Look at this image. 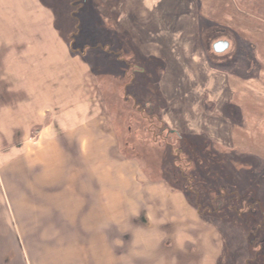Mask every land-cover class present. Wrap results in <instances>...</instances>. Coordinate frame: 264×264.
Masks as SVG:
<instances>
[{
  "label": "rangeland",
  "instance_id": "obj_1",
  "mask_svg": "<svg viewBox=\"0 0 264 264\" xmlns=\"http://www.w3.org/2000/svg\"><path fill=\"white\" fill-rule=\"evenodd\" d=\"M90 1L41 0L40 2H43L44 5L49 2L57 10L60 7L68 8L70 4L72 6L76 4V6L70 7V11L79 7L75 16H83L88 14V3ZM94 1L97 2L98 7L103 10L104 15L109 19V24L115 25L119 30H125L124 32L110 31V41L113 42L110 49L116 51L114 55L116 57L120 56L122 52L124 55H130L132 57L130 64L134 66L133 69L142 72L138 75L130 71L129 64L127 65L126 61H116L114 56L110 57V54H108L109 49L104 52L105 55L102 57L104 59L110 57V59L108 62L102 63L96 60L94 62V51L92 49L87 50V57L83 60L89 62L91 78L94 83L97 82L96 89L92 90L93 86L90 83V78L87 77V101L91 99L92 117L101 124L104 132H114L119 137L120 147L118 146V150L126 152L125 159L138 160L142 174L143 171L145 173V178L156 180L157 177L164 176L161 157L163 149L148 146L152 140V136L148 133L144 137V140L147 139L148 141H142L140 144L136 143L135 136L139 134L138 131H142L140 127L142 124L135 122L138 121L139 116H136L133 112V116H131L130 110L132 111V109L129 108L128 104L123 103L122 89L126 85L125 83L129 81L132 85L131 88H135L138 78L142 77L145 80L140 82V86L137 84V87L142 89L144 87L142 83H145L150 85L151 88H155L154 84L166 68L167 63L156 55L161 48H155V44L144 47L141 43L139 36L144 34L145 30H150V33L152 32L156 38L169 33L173 37H177L178 34L179 39L182 33L180 31H177V33L174 27L170 31L165 28L161 31L160 28L152 25L151 22L155 16L150 10H145V16H140L142 6L137 5L138 0ZM183 1L180 0L183 10H185L188 6H186V1ZM191 1L194 2L193 10L195 7H199L200 3L205 2L206 5V2H208L206 6H209L210 13L204 12L205 20L199 17V26L195 34L196 43L200 54L209 57V67L213 70L221 69V72L225 74L221 81H215V85L217 87L218 84L220 87L223 85L225 92L233 95L236 102L234 106L232 105L233 109H230V112L225 110V113L220 114L219 118L222 122L221 127L218 129L212 125L209 126L202 119L195 121V124H207L209 126L207 129L219 133L220 138L227 145V148H225L209 141L207 147L203 146V148L208 154L214 153L218 163L219 161L222 162L219 165L220 170L216 167L213 169L217 176H220L228 184H235L239 196L240 192H251V196L255 195L256 199L264 204V0ZM183 10L174 11V15H170V17L180 24L183 23L186 18L183 16L184 13H181ZM197 11H199V8ZM51 15L53 16L52 13ZM58 16L56 15V18ZM47 20L48 18L44 13L32 10L28 25L33 28L31 32H34L36 37L38 34L41 36L40 41L43 40V42L51 45L52 39L46 26ZM88 29L89 32H92L90 28ZM71 32H73L72 28L63 29V33L67 35L65 40L68 43L71 41L68 38V33ZM182 39L183 37L180 40ZM219 39L231 42V47L224 54H215L212 50V44ZM89 42H92V40ZM69 45L72 54H74V51H72L73 41ZM187 49L189 50V48ZM184 51L185 48L179 46L178 52L184 53ZM138 52L140 57L146 59L154 57L155 59H153L156 61L153 63H137L135 57ZM22 54L25 55L26 53L22 52ZM53 54L58 57L54 63H57V68L64 75L65 89L61 91L58 97L46 91L41 97L43 98L42 104L53 102L58 105L63 100L70 98L73 100L78 97L79 82L75 87L70 86L71 80L69 77L75 72L74 63L67 58L62 60V55L59 52ZM38 55L42 57V50L38 52ZM230 57L231 59H229ZM51 59L52 57H50ZM235 60L237 64H234L235 70H233V61ZM52 63L53 61L50 62V64ZM22 68L20 67L19 72L25 73ZM154 71L155 74L150 76L149 72L153 73ZM45 72L47 76L51 74L50 69L45 70ZM129 74L133 77V80L131 77H127ZM225 78L232 79L230 85L225 83ZM236 79H242V84H240L241 98L237 82L234 81ZM51 80H44L43 84H48L52 82ZM23 83L28 86L26 80L19 81V84ZM249 83L250 85H247ZM24 85L22 87H25ZM237 94L239 96L236 98ZM195 97L204 100L201 93ZM1 99L10 100L9 102L16 104L14 105L16 109L20 108V103H16L17 96H0ZM238 102L241 103L242 107L237 104ZM35 107L38 106L35 105L33 109ZM12 120H18L17 116L15 115ZM200 130H202V126ZM125 143L129 145H125ZM19 144L21 142L7 143L0 140V264H111L113 261H110L109 257L113 259V256L108 251L110 245L114 247V252L117 255H121L119 254L121 250L118 251L113 243L115 233L119 231L118 222H114L113 225L106 228V223L102 219L106 217V214L100 206L91 211L90 207H85L81 203H54L56 201L46 203L45 198L39 194L33 195L30 186L27 187V182L36 177V169L31 168L29 173L19 172L16 167L12 169L11 158L2 155V152L15 148ZM160 150L161 153L159 154ZM113 153L118 157L115 152ZM26 177L27 180L24 181ZM143 180L144 177L139 175L137 178L138 185H142ZM139 205L146 212L141 216L147 224L145 225L142 219L141 223L138 219L132 221L131 226H127V233H131V237L133 235L137 236L138 232H145L144 235L157 233L155 225H158L159 222L155 216L156 211L157 214L159 212L155 204H150L151 209L145 207L147 205L144 203H139ZM160 205L165 213L167 209H165L164 204L160 203ZM173 210L176 212L174 208ZM206 218L213 223H217L213 221L212 215L208 212ZM170 219L175 220V217ZM216 226L226 234L225 244H223L225 251L222 252L218 264H239L237 255L242 247L238 244V241L236 243L232 242L234 240L229 237L242 239V231L236 226L231 228L232 225H226L225 229L219 223ZM104 230H107V237H111V239L107 238L104 241L100 238V233ZM181 232V229L177 231L176 237L179 239H181ZM111 234L113 235L111 236ZM126 234L123 236H126ZM106 248L107 255L104 252ZM122 254L127 255L126 252ZM224 254L225 256H223ZM128 255L133 264H137L138 257H133L131 253H128Z\"/></svg>",
  "mask_w": 264,
  "mask_h": 264
},
{
  "label": "crops",
  "instance_id": "obj_2",
  "mask_svg": "<svg viewBox=\"0 0 264 264\" xmlns=\"http://www.w3.org/2000/svg\"><path fill=\"white\" fill-rule=\"evenodd\" d=\"M143 1L145 5L141 8L140 16L145 14V10H149L147 7L152 6L150 9L155 16L152 25L161 31L164 28L170 31L174 27L176 32L182 33L179 39L178 34L173 37L169 33L156 38L147 29L139 36L144 47L151 44H155V48L160 47L161 50L156 55L167 63L159 82L160 91L169 106L165 112L166 119L175 128L204 136L212 143L227 148L219 133L207 129L210 125L217 129L221 127L220 114L225 113V110L230 112L232 105L236 103L234 96L227 94L223 85H215V81H221L225 74L221 69L213 70L209 67V57L200 54L196 43L199 17L205 20L204 14L210 13L209 6H206L208 2L206 5L205 2L200 3L194 11V2L191 0H184L188 6H185V10L180 0ZM32 10L47 16L46 26L52 39L51 45L40 41L39 34L36 37L31 32L33 28L28 25V19ZM178 10H183L181 13L186 17L181 24L170 17ZM51 16L50 10L40 0H0V96H17L16 103H20V108L16 109V104H12L10 100H0V140L7 143L21 142L17 147L2 152V155L11 158L12 169L16 167L19 172L29 173L31 168L36 169V177L27 182V187L30 186L33 195L39 194L45 198L46 203H81L90 207L91 211L100 206L106 214L102 218L106 228L118 222L119 231L113 236V243L118 251L121 250L120 253L117 251L121 255H117L110 245L108 251L113 256V259L109 257L113 261L111 264H133L128 253L138 257L137 264H145V259L154 257L153 253L158 250L164 235L158 232L147 235H144L145 232H138L137 236L131 237V233H127V226H131L133 219L139 215V203H143L147 191L155 195L157 189L148 187L146 190L138 185L139 173L135 162L114 155L113 139L103 131L101 124L91 114V99L87 101L86 68L71 54L56 31ZM181 37L184 40H180ZM222 41H227L229 48L231 47L230 41ZM179 46L185 48L184 53L178 52ZM40 50L42 57L38 55ZM22 52L26 54L23 55ZM58 52L61 53L62 60L67 58L75 65V72L69 79L71 87L79 82L78 97L63 100L58 105L53 102L42 104L41 96L45 91L58 97L65 89L64 75L57 68V63H54L58 57L53 53ZM234 64H237L236 60L233 61V66ZM20 67H23L25 73L19 72ZM234 68L235 66L232 69L235 70ZM48 69L51 74L47 76L45 70ZM49 79L52 82L43 84L44 80ZM24 80L28 86L26 83L19 84V81ZM231 81V78H225L228 85ZM234 81L237 82L241 98L242 79ZM199 93L204 100L195 97ZM238 96L237 94L235 97ZM20 98L24 100L21 101ZM237 104L241 106L240 102ZM35 105L38 107L33 109ZM15 115L18 120L13 121ZM199 119L206 121L209 126L195 124ZM26 180L27 177L24 178ZM172 206L176 210V216L182 218L180 203H172ZM106 232L104 230L100 233V238L104 241L111 239ZM184 233L181 232L179 240L186 238ZM108 251L107 248L104 249L106 255ZM123 252L127 255L122 254ZM212 263L213 259L206 249L203 264ZM155 264H162V261L158 259Z\"/></svg>",
  "mask_w": 264,
  "mask_h": 264
},
{
  "label": "flooded vegetation",
  "instance_id": "obj_3",
  "mask_svg": "<svg viewBox=\"0 0 264 264\" xmlns=\"http://www.w3.org/2000/svg\"><path fill=\"white\" fill-rule=\"evenodd\" d=\"M47 3L46 5L43 3V6L53 14L54 27L68 48L70 47L69 43L73 41L72 51H74V54H71L77 57L85 66L87 76L93 86L92 90L96 89L97 82L94 83L91 78L89 62L83 60L87 57V50L92 49L94 51V62L95 60L100 63L108 62L110 57L114 56L116 61H126L127 65L129 64L130 71L138 75L142 72L133 69L134 66L130 64L132 58L130 55H124L122 52L120 56L116 57L114 55L116 51L110 49L113 44L110 41V31L124 32L125 30H119L115 25L109 24V19L104 15L103 10L98 7L97 2L91 0L88 3V14L83 16H75L79 7L70 11V7H74L76 4L73 6L70 4L68 8L60 7L57 10L49 2ZM137 5L143 7L145 2L138 0ZM149 10L152 11L150 8ZM56 15L60 16L59 20V16L56 18ZM64 28L73 29V32L68 33V38L71 39L69 43L65 40L67 35L63 33ZM88 28L92 32H89ZM91 40L92 42H89ZM211 47L218 54L226 52V49H223L224 43L220 39L214 42ZM108 49L110 50L108 53L110 57L104 59L102 56L105 55L104 52H107ZM135 58L137 63H153L156 61L154 57H148L147 59L140 57L139 52ZM149 74L151 76L155 74V71L153 73L149 72ZM127 77H131V75L129 74ZM160 78L154 84L155 88L152 87L153 89L145 83H142L144 85L142 89L137 87V84L140 86V82L145 80L143 77L138 78L135 88H131L132 85L129 81L125 83L126 85L122 89L123 103L128 104L129 108L132 109V111L130 110L131 116L133 114L139 116L138 121L135 122L142 124L140 126L142 131H138L139 134L135 136L136 143L140 144L142 141H148L147 139L144 140L146 133H148L152 136L148 146L163 149L161 157L164 176L157 177L156 180H147L144 171L143 175L140 170L138 160L129 159L135 162L139 175L144 177L143 184L139 185L146 190L148 187L157 189L155 195L149 194L147 191L143 203L147 206L155 204L159 212L157 214L156 211L155 217H157L159 224L155 225V229L158 233L164 235L158 250L153 253L154 258H147L144 263L153 264L154 262L155 264L160 259L162 264H203L207 249L213 259L212 264H218L222 252L225 251L223 244H225L226 239V234L216 226L219 223L224 229L226 225H232L231 228L236 226L243 233L241 235L242 239L229 237L234 240L232 242L236 243L238 241V244L242 247L237 255L239 264H264V204L256 199L255 195L251 196V192H240L239 196L235 184H228L220 176H217L213 169L216 167L220 170L219 165L222 162L219 161L218 163L214 153L208 154L203 148V146L207 147V144L210 143L207 138L186 133L182 129L170 125L165 115L169 106L160 91ZM131 79L133 80V77ZM113 133L106 131V134L114 141L113 151L119 158L125 159L126 152L118 150L120 139ZM125 145L129 144L125 143ZM159 203H164V207L167 209L165 213ZM172 203H180L182 218L176 216ZM141 208L142 206H140L139 215L133 221L138 219L141 223V215L146 213ZM207 212L212 215L213 221L217 223H213L206 218ZM171 217H175V220L170 219ZM142 222L147 224L145 219H142ZM180 229L185 232L186 238L184 240H179L176 237L177 231Z\"/></svg>",
  "mask_w": 264,
  "mask_h": 264
},
{
  "label": "water",
  "instance_id": "obj_4",
  "mask_svg": "<svg viewBox=\"0 0 264 264\" xmlns=\"http://www.w3.org/2000/svg\"><path fill=\"white\" fill-rule=\"evenodd\" d=\"M228 47V43H224V48L223 49H226Z\"/></svg>",
  "mask_w": 264,
  "mask_h": 264
}]
</instances>
